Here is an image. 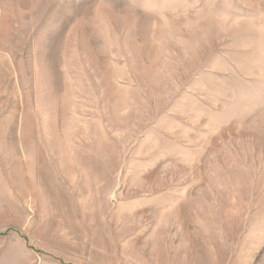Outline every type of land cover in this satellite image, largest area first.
Wrapping results in <instances>:
<instances>
[{"label":"rangeland","instance_id":"rangeland-1","mask_svg":"<svg viewBox=\"0 0 264 264\" xmlns=\"http://www.w3.org/2000/svg\"><path fill=\"white\" fill-rule=\"evenodd\" d=\"M0 264H264V0H0Z\"/></svg>","mask_w":264,"mask_h":264}]
</instances>
